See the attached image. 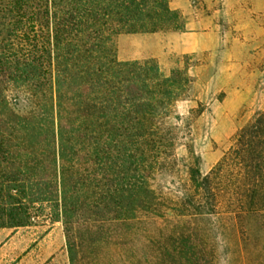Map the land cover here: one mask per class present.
<instances>
[{
  "label": "trees",
  "instance_id": "16d2710c",
  "mask_svg": "<svg viewBox=\"0 0 264 264\" xmlns=\"http://www.w3.org/2000/svg\"><path fill=\"white\" fill-rule=\"evenodd\" d=\"M162 30H185L169 0H0V227L62 221L71 264H264V108L206 174L191 146L183 163L191 77L117 58L119 35Z\"/></svg>",
  "mask_w": 264,
  "mask_h": 264
},
{
  "label": "rangeland",
  "instance_id": "374dc122",
  "mask_svg": "<svg viewBox=\"0 0 264 264\" xmlns=\"http://www.w3.org/2000/svg\"><path fill=\"white\" fill-rule=\"evenodd\" d=\"M169 2L181 12L185 29L194 33L185 44L196 51L175 49L176 40L169 35L178 32L162 30L121 34L126 37L122 42L119 35L117 58L121 61L153 58L163 74L180 70L191 77L186 95L177 101L171 117L178 126L175 154L177 158H185L186 163L191 146L200 159V172L206 174L232 145L237 131L264 108V0ZM182 165L181 171L161 181L164 187H173L185 175ZM0 176V196H3L7 183L2 170ZM74 184L70 181L66 191L70 193L76 187ZM84 191L86 188H82L81 194L86 195ZM12 193L18 198L16 191ZM2 200L1 215L6 213V202ZM38 208L35 205L30 211L40 212ZM98 252L96 249L91 256L88 251L79 253V264H100ZM226 258L222 254L219 264H228ZM0 264H71L62 221H51L41 215L28 226L0 227Z\"/></svg>",
  "mask_w": 264,
  "mask_h": 264
},
{
  "label": "crops",
  "instance_id": "0c3cea01",
  "mask_svg": "<svg viewBox=\"0 0 264 264\" xmlns=\"http://www.w3.org/2000/svg\"><path fill=\"white\" fill-rule=\"evenodd\" d=\"M191 34H194L192 32H188L187 29H185L182 32L178 33H172L171 38L176 40V43L174 44L175 49L182 50V52H190V51H196L195 48L188 47L187 44H185V40L189 38V35L192 36ZM126 37L120 35L119 40L120 42L124 41Z\"/></svg>",
  "mask_w": 264,
  "mask_h": 264
}]
</instances>
